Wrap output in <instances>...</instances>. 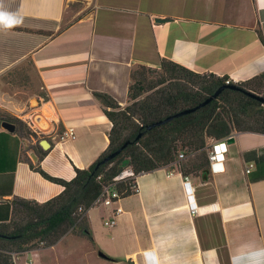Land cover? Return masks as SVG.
Segmentation results:
<instances>
[{
	"label": "crops",
	"instance_id": "obj_1",
	"mask_svg": "<svg viewBox=\"0 0 264 264\" xmlns=\"http://www.w3.org/2000/svg\"><path fill=\"white\" fill-rule=\"evenodd\" d=\"M0 13L21 21L0 20V221L14 199L62 192L29 163L67 182L105 151L111 124L94 94L124 107L137 66L166 60L231 85L264 73V0H0ZM10 119L30 134L4 129ZM70 127L75 137L60 139ZM135 181L113 226L95 224L93 205L90 239L66 233L15 264H264V134L232 133L220 171L206 156L186 176L172 164Z\"/></svg>",
	"mask_w": 264,
	"mask_h": 264
},
{
	"label": "trees",
	"instance_id": "obj_2",
	"mask_svg": "<svg viewBox=\"0 0 264 264\" xmlns=\"http://www.w3.org/2000/svg\"><path fill=\"white\" fill-rule=\"evenodd\" d=\"M135 69L150 68L137 66ZM135 69L130 73V83ZM159 71L180 77L175 83L174 94L166 91L156 102H153L154 98L146 96L143 100L134 101L131 106L121 107L106 94H94L103 106V115L111 124L107 134L108 146L87 169L75 168L73 179L66 182L52 178L38 164L33 166L29 163L33 171L62 186L63 190L41 204L23 199L12 200L10 217L0 221V264H14L12 255L19 256L39 249V242H44L43 247L52 246L69 230L77 232L75 234H84L90 239L85 212L93 206L102 187L112 185L122 198L135 194L136 190L130 189L129 181L114 182L113 179L126 168H131L137 175L174 164L177 159L175 142L178 139L194 143V150H202L206 147L204 137L219 140L237 132L264 134V104L231 89H223L216 99L193 113L146 130L145 127L151 123L194 108L217 88L224 86L226 80L213 74H197L166 60H161ZM183 75L193 77L191 82L193 85L198 84V89H189L181 82L184 81ZM205 76L208 80L202 81L201 77ZM256 83L264 88V73L236 86L257 94L254 92ZM130 89L132 87L129 84L128 99ZM137 89L138 92L133 93L131 99H136L139 91L143 90L138 86ZM261 95L264 98V92ZM136 114L140 118L136 119ZM10 120L21 124L17 119ZM138 135L140 137L136 140ZM125 142H129L128 145L115 158L98 164ZM205 160L206 156L202 157L199 164H193L195 170L201 169ZM176 165L184 176L192 172L186 170L185 166L179 167L178 163ZM79 207L81 212H78ZM15 217L19 219L17 222Z\"/></svg>",
	"mask_w": 264,
	"mask_h": 264
},
{
	"label": "rangeland",
	"instance_id": "obj_3",
	"mask_svg": "<svg viewBox=\"0 0 264 264\" xmlns=\"http://www.w3.org/2000/svg\"><path fill=\"white\" fill-rule=\"evenodd\" d=\"M78 7H80V6H77V8ZM159 68H150V69H146V70L135 69L133 78L131 79V83H130L132 89L129 90V99L127 100V105H124V107L131 106L134 101L143 100L146 96L154 98L153 102H156V101H158V98H160V95H164V93H166V91L171 92V94H174L175 83L177 82V80L179 79L180 76L171 75L168 73L161 72V71H159ZM183 76H184V81H181V82H184V84H186L189 87V89L190 88L192 90L198 89L199 85L198 84L193 85L191 82V80L194 79L193 77H190L187 75H183ZM196 80H198V78ZM201 80L206 81V80H208V78L206 76L201 77ZM137 86L141 87L143 90L139 91L140 94L138 95V97L136 99H131V95L133 93L138 92ZM254 92L259 94L260 96H262L261 95L263 93L262 86L257 84V87L254 90ZM134 117L136 119H138V118H140V115L136 114V115H134ZM12 123L17 127V131L21 135L27 136L30 133L28 128L23 123H21V124L18 122L17 123L12 122ZM127 132L128 131H126V134H127ZM223 139H225V138L216 140V139L204 137L206 147L202 150H194L193 149L194 143L189 144L188 141H186V140L183 141L181 139H178L175 142L176 151H177L176 152V156H177L176 158L178 159V154H180V153L183 154V158H181L177 162L179 167L185 166L186 170L188 169V170H191L192 172L195 171L193 164H199L202 160V157L204 158V156H207L209 149H210V144L214 143L215 141H221ZM107 209H109V208H107ZM94 210L95 211H93L92 214H93V217L95 220V224L96 225L99 224L103 228H107L103 225V222L106 219V217H105L106 213L103 212V206L101 204H96ZM15 220L17 222V220H19L18 217H15ZM68 233L75 234L77 232L69 230ZM38 246L43 247L44 242L43 243L39 242ZM22 255H24V253L20 254L19 256H22Z\"/></svg>",
	"mask_w": 264,
	"mask_h": 264
},
{
	"label": "built area",
	"instance_id": "obj_4",
	"mask_svg": "<svg viewBox=\"0 0 264 264\" xmlns=\"http://www.w3.org/2000/svg\"><path fill=\"white\" fill-rule=\"evenodd\" d=\"M225 85L231 84V81L229 79H226L224 81ZM264 92V88H263ZM37 118H34V122H32L30 125L31 126H36L37 125ZM74 136V130L73 128H68L66 131L63 133L62 137L60 139H73ZM232 138V136L226 137L225 139L221 141H215L213 144H211L209 152L207 154V159L209 163V168L212 171H220L221 170V164L224 160V155L227 151V141ZM181 158H183V154L180 153L178 154V159L176 160L179 161ZM176 164V163H174ZM252 168V165H248L247 168L245 169V173H248L250 169ZM173 173V170H171L168 174L171 175ZM138 175V174H137ZM135 173L131 168H126L122 170L117 177L113 179L114 182H130V189L131 190H136V176ZM134 180V182H132ZM183 188L185 191V194L187 196V200L189 202V211L192 213L195 212V204L193 202V195H192V189L190 187V182L188 181V178H184L183 182ZM121 194L112 187V185H106L102 187L101 193L98 196V198L95 200L93 205L96 204H101L104 208H109L108 209V216L106 220L103 222L104 226L111 227L113 226L115 219L117 216L122 214L123 210L119 206V202L121 200ZM82 209L79 207L78 212H81ZM17 259V256L12 255V260L13 263L15 264ZM25 264H29V262H26Z\"/></svg>",
	"mask_w": 264,
	"mask_h": 264
},
{
	"label": "water",
	"instance_id": "obj_5",
	"mask_svg": "<svg viewBox=\"0 0 264 264\" xmlns=\"http://www.w3.org/2000/svg\"><path fill=\"white\" fill-rule=\"evenodd\" d=\"M223 89H231V90H235V91H239V92H242L244 95L248 96L249 98L261 103V104H264V98L260 95H257V94H253L251 92H247V91H244L243 89L239 88L238 86L236 85H224V86H220L219 88H217V90H215L208 98H206L205 100H203L200 104H198L197 106H195L194 108H191V109H186V110H183L181 112H178L172 116H169V117H166L165 119L163 120H160L158 122H155V123H151L149 125H147L145 127L146 130H150L156 126H160V125H163L167 122H169L171 119L173 118H178V117H181V116H184V115H187V114H190V113H193L195 112L196 110L204 107L205 105L209 104L212 100L216 99L217 96L221 93V91ZM2 127L6 130H8L9 132H12L14 130V124L12 123H9V122H3L2 123ZM140 137V135H138L136 137V140ZM228 143H231L232 142V138H230L228 141ZM46 144L47 148L44 147L43 144ZM129 142H125L121 147H119L117 150H115L114 152L108 154L105 158H103V160L101 162H99L98 164H102V163H105V162H108L110 161L111 159L115 158L127 145H128ZM39 145L42 149H48L49 148V143L46 141V140H42L39 142ZM33 160L35 161V158L32 157ZM97 164V165H98Z\"/></svg>",
	"mask_w": 264,
	"mask_h": 264
},
{
	"label": "clouds",
	"instance_id": "obj_6",
	"mask_svg": "<svg viewBox=\"0 0 264 264\" xmlns=\"http://www.w3.org/2000/svg\"><path fill=\"white\" fill-rule=\"evenodd\" d=\"M0 20H2L5 24H7L9 27L13 25L19 24L21 21L19 20H11L7 15L4 13H0Z\"/></svg>",
	"mask_w": 264,
	"mask_h": 264
},
{
	"label": "bare ground",
	"instance_id": "obj_7",
	"mask_svg": "<svg viewBox=\"0 0 264 264\" xmlns=\"http://www.w3.org/2000/svg\"><path fill=\"white\" fill-rule=\"evenodd\" d=\"M43 145H44V147H45V148H47V146H46V144H45V143H44Z\"/></svg>",
	"mask_w": 264,
	"mask_h": 264
}]
</instances>
